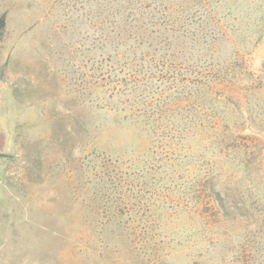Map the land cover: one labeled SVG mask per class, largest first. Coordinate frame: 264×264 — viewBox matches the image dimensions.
Masks as SVG:
<instances>
[{"label": "rangeland", "instance_id": "1", "mask_svg": "<svg viewBox=\"0 0 264 264\" xmlns=\"http://www.w3.org/2000/svg\"><path fill=\"white\" fill-rule=\"evenodd\" d=\"M153 21L152 45L128 37ZM179 54L219 68L237 98L203 105L257 140L251 171L220 160L233 181L224 207L200 206L207 244L199 218L171 212L181 193L194 202L193 164L219 149L194 137ZM152 64L156 77L130 89V68ZM141 94H159L170 126L191 130L184 148L153 145L122 118L120 101ZM158 151L159 182L145 171ZM146 210L159 211L166 264H201L205 252V264L244 253L264 264V0H0V264H144L130 232Z\"/></svg>", "mask_w": 264, "mask_h": 264}, {"label": "trees", "instance_id": "2", "mask_svg": "<svg viewBox=\"0 0 264 264\" xmlns=\"http://www.w3.org/2000/svg\"><path fill=\"white\" fill-rule=\"evenodd\" d=\"M145 25L146 27L138 26L137 31H139L134 32L132 36H128L133 37L135 39V44L138 46L144 43L149 45L153 44L151 40L153 30L148 32L147 27L156 26L157 22L153 21ZM157 27L159 28V26ZM152 53L154 58L155 56L159 57L158 45L152 48ZM204 56L205 55H198L196 58H194V56L185 58V54L176 56L178 59H181L179 61L181 67L188 65L185 69L190 74L188 80L192 85L186 100H184L187 104L183 105V108L189 109L188 112L191 113L192 120H196L199 125V128L195 130L194 137L205 140L209 139L211 141L214 140L219 144V149L216 152L212 151L208 160H199L193 164V196L191 201L194 199V202L192 201L194 204L191 202L190 205L189 200L181 193L179 196L172 199L174 204H171V212L178 213L185 211L192 219L194 216L199 218L204 229L202 234H205L204 237H202V241L207 244L209 241L206 232L208 220L205 213L201 211L202 208H200V206L207 197H210L217 202L219 208L224 207L222 198L224 187H228L233 181L232 173L225 171L220 160H230L235 167L242 165L243 168L239 170L244 172L251 171L249 158H247V156L251 155L253 152L252 150L257 147V140L254 137H250L251 135L244 133L241 126L235 125L234 127H230L227 124L229 118L227 119L222 113L215 112L212 109L209 111V108L203 105L202 101L208 94H216L217 99L225 94L228 100L231 98L236 99V94L238 95L235 89L227 90L221 87L223 84L219 80L223 78L219 68L213 63L204 60L202 58ZM183 59H188L190 62ZM157 65L140 66L139 69L133 70L131 67V71L128 74L130 89H136L138 84H140V86H146V84L156 77L154 69L158 70L159 66ZM120 103L123 105L121 110L124 111L122 118L132 120V122L143 128L148 135L150 134V141L153 145L159 143V140L170 138L177 141V144L184 148L186 145L185 142L190 139V136H193L191 130H180L179 128L170 126L169 120L171 117L166 115V111L169 109H163L159 112V94L157 96L152 94H147L145 96H143V94L140 96L135 95V98L129 97L120 101ZM125 105H127L126 108ZM168 105L169 104H166V106ZM183 117L184 116H182V119H184ZM242 154L246 156L243 157ZM238 155L241 156L238 158ZM236 160L240 161L236 162ZM147 165L149 166L145 167L146 174L153 175V177L157 178V182H159V151L154 152L152 161L147 163ZM156 195L159 198V187L156 190ZM121 213V210H112L111 216L116 218V216H122ZM144 215H147L145 216L146 219L144 223L140 226H134L132 224V231L130 233L133 234L134 237L139 236V241L143 242V247H146L145 254L143 255L144 264H166V258L169 253H163L164 247L161 245V240L159 242V237L161 238L159 230L162 227L159 224V211L157 213L156 211L149 212V210H146L145 213L141 215V218H144ZM136 232H138V235ZM205 253L207 254V252ZM205 253H201L197 256L200 257L201 264H205ZM251 254L253 253L251 252ZM235 262L239 264H263V260L250 255V253L237 256Z\"/></svg>", "mask_w": 264, "mask_h": 264}]
</instances>
